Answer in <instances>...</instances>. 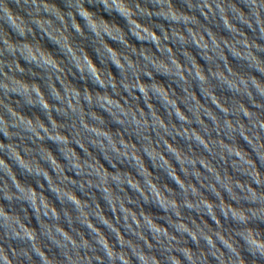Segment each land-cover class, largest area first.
Instances as JSON below:
<instances>
[{
  "label": "clouds",
  "instance_id": "9594fccd",
  "mask_svg": "<svg viewBox=\"0 0 264 264\" xmlns=\"http://www.w3.org/2000/svg\"><path fill=\"white\" fill-rule=\"evenodd\" d=\"M61 3L0 0V264H264V0Z\"/></svg>",
  "mask_w": 264,
  "mask_h": 264
}]
</instances>
